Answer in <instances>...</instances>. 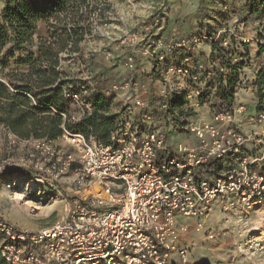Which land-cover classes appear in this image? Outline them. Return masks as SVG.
<instances>
[{
    "label": "built area",
    "instance_id": "obj_1",
    "mask_svg": "<svg viewBox=\"0 0 264 264\" xmlns=\"http://www.w3.org/2000/svg\"><path fill=\"white\" fill-rule=\"evenodd\" d=\"M220 33L191 36V46L176 32L121 35L114 48L101 46L108 67L123 68L113 82L93 83L91 72L68 77L60 62L66 108L50 106V113L63 121L61 136L24 139L0 125V178L28 171L65 199L61 216L46 227L0 219L6 264L186 262L190 229L214 237L205 222L214 205L224 212L264 206V132L244 129L264 124V108L249 114L235 91L226 97L230 87L219 76L240 70L222 65L232 42ZM95 34L84 36L86 46ZM204 40L210 49L201 56ZM97 95L113 120L107 139L65 128L94 115Z\"/></svg>",
    "mask_w": 264,
    "mask_h": 264
},
{
    "label": "rangeland",
    "instance_id": "obj_2",
    "mask_svg": "<svg viewBox=\"0 0 264 264\" xmlns=\"http://www.w3.org/2000/svg\"><path fill=\"white\" fill-rule=\"evenodd\" d=\"M85 1L78 4V7L72 2L64 9L56 11L63 21L60 24L66 25L67 28L74 25L70 16L75 10L78 27L82 28L84 36L90 35L94 28L96 30L92 46L84 44V36L78 44L81 50L89 48L91 54L89 58H84L82 52L71 51L72 43L69 42L67 48L70 51L61 59L68 77L81 79L91 72L90 78L93 83L116 80L117 74L123 72V68L117 66V69L111 70L108 67L109 62L102 55L101 46L105 43L109 48H114L121 35L133 33L143 36L156 32L167 36L176 32L181 36L180 42L183 39L186 46H191L189 42L191 36L221 32L224 37H230L232 42V46L227 47V58H224L222 65L227 68L234 66L241 68L237 80L234 81L231 75L227 74L224 78L220 75L219 81H226L229 87L231 82L233 83L232 90L235 91L237 103L245 105L248 112L253 114L255 109L264 108V83H260L264 76V53H259V46L264 44V39L260 37L264 27V16L248 15L250 0ZM45 4L43 1L39 7L46 10ZM3 6L4 0H0V9ZM47 22L46 17L42 16L36 34L40 28L47 32ZM49 22L58 24L53 17ZM93 22H96L94 26ZM105 22L108 24L107 30L103 28ZM159 26L162 28L159 29ZM106 31L109 32V37L102 35ZM244 40L247 43H243ZM12 46V42L7 44V48ZM209 49L210 44L204 40L199 46V54L206 56ZM24 54V51L16 50L15 56L10 57L8 51H5L1 57L8 65L3 71L0 67V78L16 70L18 66L15 62L24 58ZM201 111L202 115H205L207 110ZM249 125L252 127L250 131H246L248 133L264 132V124L254 122ZM244 129L246 130V127ZM1 177L0 219L21 228L35 230L49 226L61 216L65 199L60 193L50 190L36 174L28 171L17 173L15 170L3 173ZM14 180L15 185L9 187L8 183H13ZM18 193L25 196L24 202L16 201ZM25 202L33 207L27 209ZM189 222L193 226V220ZM205 222L213 230L214 237L207 238L203 236V232L190 229L185 241L189 250L187 261L180 262L176 257L171 264H264V206L250 212H224L214 206L206 216Z\"/></svg>",
    "mask_w": 264,
    "mask_h": 264
},
{
    "label": "trees",
    "instance_id": "obj_3",
    "mask_svg": "<svg viewBox=\"0 0 264 264\" xmlns=\"http://www.w3.org/2000/svg\"><path fill=\"white\" fill-rule=\"evenodd\" d=\"M46 2V10L39 7L41 2ZM4 0V6L0 9V67L7 68L8 63L2 61L1 55L8 51L10 57L15 56V51H24V58L16 64H27L28 72L12 70L5 74L8 84L0 81V125L8 127L17 136L28 139L48 138L55 139L61 136L63 121L59 115L50 113V106L63 112L66 103L62 95V87L67 83L60 77L58 67L61 62L60 53L64 51L69 42L72 43L71 51L80 53L79 41L84 34L78 27L76 11H72L74 25L68 27L60 24L62 21L57 9L66 7L73 2L75 7L85 3V0ZM260 14L264 16V0H250L248 15ZM57 23L49 22L52 17ZM45 16L47 19V33L45 36H37L38 22ZM66 17L67 14L65 15ZM64 16V17H65ZM66 24V22H65ZM264 39V27L260 35ZM9 42L13 43L7 48ZM260 54L264 53V44L259 46ZM245 55V54H243ZM241 67L234 66L233 70ZM238 79V75H231ZM260 83H264V76ZM233 83L230 84V92L226 97L233 98ZM98 109L94 115L83 121L82 124L73 126L64 123L65 128L77 130L89 136L93 133L99 139L106 140L113 120L111 116L102 113L107 101L97 95ZM37 105H34L32 101ZM179 103V102H178ZM0 264H6L0 255Z\"/></svg>",
    "mask_w": 264,
    "mask_h": 264
},
{
    "label": "crops",
    "instance_id": "obj_4",
    "mask_svg": "<svg viewBox=\"0 0 264 264\" xmlns=\"http://www.w3.org/2000/svg\"><path fill=\"white\" fill-rule=\"evenodd\" d=\"M39 27H41V25H39ZM46 33L47 32H45V31H42L41 30V28H40V30L38 31V33L36 34V37L37 36H45L46 35ZM16 66H18L17 68H16V70H19V71H21V72H28L29 71V66L27 65V64H20V65H16ZM249 114H252V112H249ZM244 127H246V131H250L249 129L252 127V125H249V124H245L244 125ZM1 179V178H0ZM214 206H216V205H214ZM214 206L212 207V209L209 211V213L214 209ZM218 207V206H217ZM219 208V207H218ZM208 213V214H209ZM207 214V215H208Z\"/></svg>",
    "mask_w": 264,
    "mask_h": 264
},
{
    "label": "bare ground",
    "instance_id": "obj_5",
    "mask_svg": "<svg viewBox=\"0 0 264 264\" xmlns=\"http://www.w3.org/2000/svg\"><path fill=\"white\" fill-rule=\"evenodd\" d=\"M24 198H25V196L23 194H21V193H18L17 197H15L16 201H19V203L22 202V201L24 202ZM24 204L27 206V209L33 207L31 204L28 205L29 204L28 202H25Z\"/></svg>",
    "mask_w": 264,
    "mask_h": 264
}]
</instances>
